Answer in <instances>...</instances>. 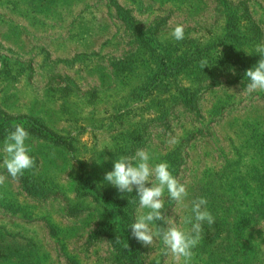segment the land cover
<instances>
[{
	"label": "rangeland",
	"instance_id": "rangeland-1",
	"mask_svg": "<svg viewBox=\"0 0 264 264\" xmlns=\"http://www.w3.org/2000/svg\"><path fill=\"white\" fill-rule=\"evenodd\" d=\"M260 44L264 0H0V113L25 118L36 164L8 175L0 127V264H128L89 236L95 191L136 196L104 176L140 149L187 186V207L165 197L171 225L208 200L192 264H264V92L245 75ZM141 247V264H177L161 240Z\"/></svg>",
	"mask_w": 264,
	"mask_h": 264
},
{
	"label": "clouds",
	"instance_id": "clouds-1",
	"mask_svg": "<svg viewBox=\"0 0 264 264\" xmlns=\"http://www.w3.org/2000/svg\"><path fill=\"white\" fill-rule=\"evenodd\" d=\"M170 37L176 41L183 40V25H176ZM168 38L161 37V42ZM255 51L260 54L261 59L255 67L246 70L245 75L249 80L246 91L249 94L264 92V44L257 45ZM205 66L208 63L202 60L201 67ZM29 139V131L22 124H16L4 140L3 151L6 156L3 167L13 179L36 167L35 158L31 155V145L26 143ZM152 159V155L143 149L137 150L132 157L121 156L115 160L113 170L105 174L104 180L116 187L121 194L133 193L135 190L140 208L146 210L130 225L131 236L137 242L151 247L156 240H161L166 254H170L177 264H192L195 255L193 249L202 239L203 224L206 222L209 226L213 225L215 217L207 208V198L200 197L191 202V215L184 218V223L191 225L190 229L171 225L163 212L165 197L181 207H187L184 203L189 196L187 186L172 174L166 161L153 164ZM5 183L6 177L0 175V186ZM157 221H163V224L169 226L154 229L152 225L157 224Z\"/></svg>",
	"mask_w": 264,
	"mask_h": 264
},
{
	"label": "trees",
	"instance_id": "trees-1",
	"mask_svg": "<svg viewBox=\"0 0 264 264\" xmlns=\"http://www.w3.org/2000/svg\"><path fill=\"white\" fill-rule=\"evenodd\" d=\"M16 124L26 125L25 118H9L0 113V127L13 126ZM30 129L38 135L42 131L40 126H31ZM94 193L98 195L104 206L105 217L98 225V229L94 231L95 234H90L89 237L102 234L107 237L115 252L116 258H121L128 264H141L142 247L141 244L131 236L130 228L131 223L135 221L133 209L138 197L130 194L120 199H112L107 193L102 194L98 191Z\"/></svg>",
	"mask_w": 264,
	"mask_h": 264
}]
</instances>
